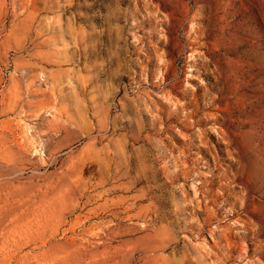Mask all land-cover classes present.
Wrapping results in <instances>:
<instances>
[{"label": "rangeland", "instance_id": "rangeland-1", "mask_svg": "<svg viewBox=\"0 0 264 264\" xmlns=\"http://www.w3.org/2000/svg\"><path fill=\"white\" fill-rule=\"evenodd\" d=\"M0 264H264V0H0Z\"/></svg>", "mask_w": 264, "mask_h": 264}]
</instances>
